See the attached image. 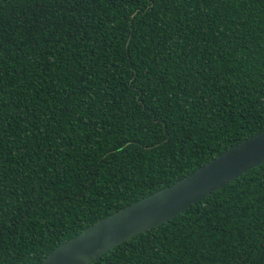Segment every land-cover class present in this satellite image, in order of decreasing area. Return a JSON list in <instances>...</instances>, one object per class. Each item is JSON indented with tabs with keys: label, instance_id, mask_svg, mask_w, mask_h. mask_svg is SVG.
Masks as SVG:
<instances>
[{
	"label": "trees",
	"instance_id": "16d2710c",
	"mask_svg": "<svg viewBox=\"0 0 264 264\" xmlns=\"http://www.w3.org/2000/svg\"><path fill=\"white\" fill-rule=\"evenodd\" d=\"M264 131V0H0V264ZM90 264H264V163Z\"/></svg>",
	"mask_w": 264,
	"mask_h": 264
},
{
	"label": "water",
	"instance_id": "95a60500",
	"mask_svg": "<svg viewBox=\"0 0 264 264\" xmlns=\"http://www.w3.org/2000/svg\"><path fill=\"white\" fill-rule=\"evenodd\" d=\"M264 163V131L216 156L191 175L98 220L58 246L41 264H90L125 241L159 226Z\"/></svg>",
	"mask_w": 264,
	"mask_h": 264
}]
</instances>
